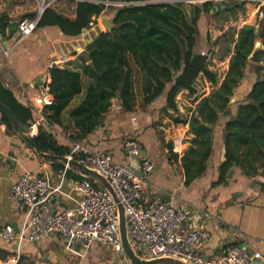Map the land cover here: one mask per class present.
<instances>
[{"label":"crops","instance_id":"obj_1","mask_svg":"<svg viewBox=\"0 0 264 264\" xmlns=\"http://www.w3.org/2000/svg\"><path fill=\"white\" fill-rule=\"evenodd\" d=\"M263 6L259 3L257 8H252L246 2L244 8L249 20L253 17L256 21L257 14L264 15ZM223 8L221 2H215L210 16L221 14L218 11ZM31 13H34V7L29 0H0V42L6 44L8 51L7 60L0 57V78L17 98L30 103L39 116L43 107L37 96L42 85L50 82L48 69L51 65L78 70L83 81H88L82 72V65L85 59L86 64L91 62L84 51L91 42L92 34L90 38H85L83 34L81 37L66 38L60 30L44 27L21 37L18 27L13 32L8 29V24L17 25L20 19ZM249 20L247 24L253 26L254 21L251 23ZM206 23L207 16L203 14L194 51L210 55L206 48L207 40L204 41L207 29L214 46L217 45L220 31L211 32L210 28H205ZM229 57L217 59L209 56V68L216 70L219 81L226 73ZM248 75L247 90L242 94L239 91L232 99L230 114L224 116L215 127L214 148L204 173L189 183L185 181L181 158L191 145L193 135L186 122L188 120L179 122L174 118H188L199 100L214 88L201 75L196 80L195 93L190 94L183 89L177 94V113H172L169 108L163 109V95L148 105L141 104L132 112L124 111L116 96L101 125L81 141H71V136L79 131L74 127L70 114L82 101L83 92L65 111L63 126H53L52 131L59 144L72 146L76 154L81 153V148L90 152H105L114 162L134 170L140 168L142 160L148 159L153 168L145 174L149 184L142 193L140 202L143 206H149L155 200L170 201L175 208L186 212L187 228L203 224L207 236L201 253L205 258H214L226 247L241 244L250 253L260 252L261 258L251 264L256 261L264 264V166L254 167L249 172L233 167L232 173L229 175L228 172L224 177L219 173V166L224 160L222 127L230 115L235 114L238 100L243 99L249 91L255 74ZM180 98H183L182 105ZM40 117L41 120L29 126L32 137L37 134L38 123L45 121L43 114ZM127 139L139 144V156L131 157L125 153L123 144ZM173 154L178 155L177 159ZM26 172L49 179L52 187L49 202L54 209L74 208L79 198L75 189L78 180L74 177L82 176V173L76 167L64 164L59 167L38 157L13 129L7 127L0 113V230L5 225H11L17 234L26 232V211L9 198L13 183ZM12 257L17 259L13 264H125L121 255L99 242H93L86 250L78 247L70 249L55 235L38 242H8L0 235V264H5L6 259Z\"/></svg>","mask_w":264,"mask_h":264},{"label":"trees","instance_id":"obj_2","mask_svg":"<svg viewBox=\"0 0 264 264\" xmlns=\"http://www.w3.org/2000/svg\"><path fill=\"white\" fill-rule=\"evenodd\" d=\"M103 1L121 2L116 8L113 26L101 32L85 49L92 65L83 61V81L78 70L51 65L48 69V93L51 103L44 106L45 121L38 123L37 134L32 137L36 148L45 153L65 156L72 146L57 142L52 127L63 126V116L72 101L84 92L80 104L72 110L74 127L79 131L71 141H81L103 122L104 115L116 96L124 111L132 112L165 97V107L177 113L176 96L186 89L195 93V83L201 75L214 88L203 96L186 121L192 133L191 145L181 158L185 181L196 179L206 169L214 148L215 127L230 114L232 99L247 90V76L255 79L243 99L238 100L235 114L223 124L224 160L219 173L224 177L233 167L249 172L264 166V64L247 61L254 40L259 37L264 44V23L257 35L253 30L240 28L232 39L228 68L221 81L216 70L209 68L208 54L197 53L194 47L199 35L202 15L213 14L215 2L204 1L191 5L190 11L179 0H78L74 16L69 17L55 7L44 8L36 28L54 27L66 38L79 37L90 24L96 23L109 7ZM245 2L223 1L218 12L237 17L244 11ZM262 8H260L261 10ZM27 14L24 17H34ZM253 68V69H252ZM0 101L6 104L25 126L37 121L38 114L28 102H22L14 91L6 87L0 78ZM1 120L11 130L10 121L1 114ZM206 124H211L207 127ZM81 153H72L76 159ZM177 159L178 155L173 154ZM61 167V163L53 162ZM81 180L82 176H75Z\"/></svg>","mask_w":264,"mask_h":264},{"label":"built area","instance_id":"obj_3","mask_svg":"<svg viewBox=\"0 0 264 264\" xmlns=\"http://www.w3.org/2000/svg\"><path fill=\"white\" fill-rule=\"evenodd\" d=\"M180 1L220 3L228 0ZM254 1L264 4V0ZM258 13H261L260 10ZM39 18L36 14L20 19L17 23L20 36L30 35L36 29ZM0 57L8 58V51L1 42ZM37 97L41 107L50 104L46 85H42ZM40 115L41 112L37 120H41ZM123 147L128 156L141 154V147L132 139L125 140ZM80 151L82 156L76 160L103 176L121 203L130 246L141 258L168 257L185 264H251L261 258L259 251L250 253L241 244L226 247L214 258H205L201 253L207 236L203 224L187 228L186 212L175 208L170 201L155 200L146 207L141 204L142 193L149 184L145 174L153 168L148 159L142 160L140 168L134 170L114 162L108 153L90 152L84 148ZM72 153L74 151L67 156L72 157ZM75 189L79 198L74 208L56 210L49 202L52 192L49 179L30 172L23 173L13 183L9 198L26 211V234H17L11 225H5L0 230L1 237L8 242H38L55 235L68 248L85 250L93 242H99L121 255L125 264H130L122 253L119 213L113 195L83 173L82 179L75 183ZM16 260L13 257L6 259L5 264H13Z\"/></svg>","mask_w":264,"mask_h":264},{"label":"water","instance_id":"obj_4","mask_svg":"<svg viewBox=\"0 0 264 264\" xmlns=\"http://www.w3.org/2000/svg\"><path fill=\"white\" fill-rule=\"evenodd\" d=\"M180 1V0H179ZM245 0H240V3H242ZM103 4H119L122 5L121 2H110V1H103ZM45 7H41L37 15L40 17ZM7 16V15H6ZM113 19L107 20L106 18H101V22L105 27V31H96L92 32V39L91 42L101 33V32H107L109 31L113 26ZM95 23H91L90 27L93 26ZM242 28L246 31L253 30L254 34L257 35L258 33V27H253L250 24H245L242 26ZM8 29L13 32L17 29L16 24H8ZM1 40V37H0ZM90 42V43H91ZM4 47L6 44L3 45ZM247 61L250 63L255 64H264V44L262 40L259 37H256L254 40L253 48L250 52V54L247 57ZM89 65H92V62H89ZM0 113L3 114L11 123L13 130L19 135V137L29 146L31 149H33L38 157L45 161L49 162H59L64 165H67L69 167H76L80 172L87 175L88 177L94 179L100 186L106 188L109 190V192L113 195L114 200L117 204L118 213H119V230H120V237H121V244H122V253L124 257L130 262V264H185L181 262L180 260L168 258V257H160V258H151V259H144L138 256L132 247L130 246L128 236H127V228H126V222H125V216L124 211L121 203L118 201V198L115 196L114 191L112 190L111 186L108 184L106 179L98 174L96 171L91 170L87 166L79 163L76 159L73 157H69L67 155L65 156H59L55 154L45 153L39 151L35 144L32 141V136L29 135V127L23 125L18 118L15 116L13 111L3 102L0 101ZM207 127H211V124H206ZM232 173V170L229 171V175ZM254 264H258V261H256Z\"/></svg>","mask_w":264,"mask_h":264},{"label":"rangeland","instance_id":"obj_5","mask_svg":"<svg viewBox=\"0 0 264 264\" xmlns=\"http://www.w3.org/2000/svg\"><path fill=\"white\" fill-rule=\"evenodd\" d=\"M76 1H78V0H29L30 4L33 5V7H34V14L35 15L37 14L38 10L41 7L51 6V7H55L59 12L63 13L64 15H67L69 17L74 15V8H75V2ZM182 2L186 6V9L188 11H190L191 5L201 4L200 2H197V1H195L193 3L192 2H185V1H182ZM243 2H245V1H243ZM259 3L260 2H257L254 0L248 1V4H251L252 8H254V7L257 8V6H259ZM108 6L109 7L102 13V15L99 18H96V23L82 33L85 38H90L92 32L105 31V27L101 22V18H106L107 20H111L112 17L114 16L116 8L119 6V4L113 3V4H110ZM246 13H247V9H244V11H239V15H237V17L233 16V14H231L230 12L221 13V14L215 15V16L206 15L207 16V23H206L205 28L206 27L210 28L211 32L214 31L215 33H217L216 31H220V34L217 36V39H216L217 45H215V46H214L213 41H211L209 39V38H211V34H209L210 31L208 29H207V32L205 34L206 38H204V41L207 40L206 41V43H207L206 48H207V51H209L211 56H215L217 59H223V58L230 55V51L232 50V47H231L232 39L235 38V35H237L236 32L240 28H242L243 24L244 25L247 24V20H249ZM253 21H254L253 27L256 26V27H258V30H259V28L262 26V23H264V15L259 16L257 14L256 21L253 19V17H251L249 22L253 23ZM202 24H205V22L203 23V21H202ZM230 24H233V25L230 26ZM204 32H205V29H204ZM204 32H203L202 36L204 35ZM83 35H80V37ZM198 38H199V35H198ZM203 52H205V51L203 50ZM254 64L255 63L251 64L252 67H254L256 65V64L255 65ZM212 65L215 66L214 64H212ZM210 67H211V65H210ZM212 70H215V69L212 68ZM249 78H250V76H248V80H249ZM200 90H202L201 85H200ZM182 99L181 98L179 99V102L181 105H182Z\"/></svg>","mask_w":264,"mask_h":264}]
</instances>
